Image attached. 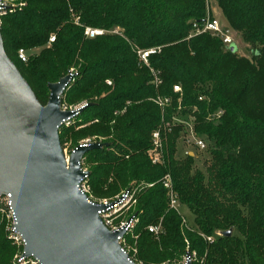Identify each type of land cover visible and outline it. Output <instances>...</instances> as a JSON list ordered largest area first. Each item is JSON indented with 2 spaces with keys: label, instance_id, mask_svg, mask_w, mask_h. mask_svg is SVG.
Listing matches in <instances>:
<instances>
[{
  "label": "trees",
  "instance_id": "16d2710c",
  "mask_svg": "<svg viewBox=\"0 0 264 264\" xmlns=\"http://www.w3.org/2000/svg\"><path fill=\"white\" fill-rule=\"evenodd\" d=\"M16 1L23 4L1 15L0 35L36 99L44 104L46 84L72 67L77 75L60 100L67 106L88 103L59 126L60 145L76 125L88 134L110 135L101 140L106 146L81 157L89 165L88 189L111 196L132 180L142 182L130 213L136 221L125 234L127 243L137 235L138 258L170 260L186 242L203 264H264V0H214L225 28L238 34L249 57L209 33L188 37L191 24L209 16L206 0ZM84 26L116 32L90 38ZM51 33L54 40L44 46ZM38 46L26 62L15 56L17 48ZM152 46L159 51L149 55L147 65L139 64L134 50ZM149 69L157 71L156 86ZM174 84L180 95L172 91ZM157 95L170 98L162 112ZM216 110L220 115L207 119ZM172 116H193L194 131L210 155L203 171H191L193 155L174 157L177 124L167 133L163 163L147 158L151 131ZM166 172L195 229L182 231L179 214L167 207L160 183ZM159 220L156 242L146 226ZM229 228L228 236L214 233ZM13 252L0 227V264H13Z\"/></svg>",
  "mask_w": 264,
  "mask_h": 264
},
{
  "label": "water",
  "instance_id": "95a60500",
  "mask_svg": "<svg viewBox=\"0 0 264 264\" xmlns=\"http://www.w3.org/2000/svg\"><path fill=\"white\" fill-rule=\"evenodd\" d=\"M0 6L8 7L1 1ZM227 47L235 49L234 43ZM69 80L65 73L47 83L41 104L6 55L0 35V194L10 193L24 254L42 264H134L116 240L123 228L109 231L96 213L101 205L77 187L88 174L81 167L83 153L107 143H78L67 155L60 145L59 126L88 105L59 109Z\"/></svg>",
  "mask_w": 264,
  "mask_h": 264
},
{
  "label": "built area",
  "instance_id": "2783aa9c",
  "mask_svg": "<svg viewBox=\"0 0 264 264\" xmlns=\"http://www.w3.org/2000/svg\"><path fill=\"white\" fill-rule=\"evenodd\" d=\"M0 1L5 3L4 0H0ZM22 4L23 3H18L17 5L19 6ZM15 6L16 5L13 4L8 5V7L6 8L0 6V18L5 11L11 12L13 7ZM114 32H116V30H106L103 28L90 27V26L83 27V35L90 38L94 36L102 35L104 33H114ZM199 33H209L211 36L217 37L221 41V43L226 47L230 43H234L233 38L229 33V30L225 31V25L220 24L219 21L213 16L211 17L206 16L202 22L200 23L193 22L191 24L188 37ZM53 40H54V35L50 34L47 38L46 45L48 46ZM158 51H159L158 46H152L148 48H137L134 50L138 63L144 65H147V59L149 55L156 53ZM15 56L19 61L26 62L29 55L26 48L20 47L16 49ZM149 70L153 76L151 82L154 84V86H156L160 82V79L156 75L157 71H154L152 69ZM66 73L70 74L69 82H71L74 79V77L77 75V71L72 67L68 68ZM105 83L110 84V81L106 79ZM172 91L180 95L181 92L180 86L178 84L172 85ZM198 99L200 100L201 97H198ZM154 101L159 107L160 111L162 112L164 107L170 103V98L157 95L154 97ZM84 103L86 102L83 101L75 105L67 106L64 102L60 100L59 109L61 110L75 109L77 106L82 105ZM220 113L221 110H216L211 113H208L207 119L214 120L220 115ZM173 118L174 119L170 123L165 121L162 124H160L159 127L152 130L150 133V146L146 150V156L152 164H162L164 161L163 146H162V133L164 131L161 132V129L166 128V130L169 131L171 125L177 124L181 126V130L184 133L183 140L185 145L193 146L198 150H202L205 148L204 141L201 138H199L194 131L193 116H189L187 119L176 116H174ZM69 120L70 119L64 120L62 124H68ZM93 141H94L93 139L91 140L85 139L80 143L89 144ZM184 154L191 155L192 152L189 150H185ZM86 177L87 175L83 176L79 180L77 187L82 193L86 195L87 200L89 202L95 205H101V208H99L96 211L100 219V222L109 231H115L120 228H123V233L120 236H116V240L120 245L121 249L127 254L129 260L132 261L134 264H145L142 261L137 260L135 258V256L130 252L131 248L128 246V243L125 240V234L128 231H130L133 223L136 221V218L134 217V215H131L127 218L118 219L119 217L122 216L123 208L134 202L135 191L127 187L124 188L118 195L114 196L113 198L95 199L91 197V195L89 194L88 185L86 183ZM160 183L162 187L165 188L166 190L167 207L177 212L179 203L176 198V194L172 190L171 179L169 174L166 173L165 175H163L160 179ZM151 185H152L151 183L147 184V186H151ZM0 227L3 229L5 237L14 247V252L11 257V262L13 264H42L33 254H28V255L24 254L23 251L24 239L15 228V218L11 208L10 193L0 194ZM146 229L149 233L155 236L158 235L159 233L162 232L160 220L154 224L147 225ZM215 234H220V232L219 231L215 232ZM201 236L205 240L211 241V236H204V235ZM185 262H188L189 264H203V261L201 260V258L197 257L195 251L190 250L187 247L181 259L176 264H184Z\"/></svg>",
  "mask_w": 264,
  "mask_h": 264
},
{
  "label": "rangeland",
  "instance_id": "374dc122",
  "mask_svg": "<svg viewBox=\"0 0 264 264\" xmlns=\"http://www.w3.org/2000/svg\"><path fill=\"white\" fill-rule=\"evenodd\" d=\"M4 2H5L6 4H8V5H12V4H13V5H17V4H18L16 0H4ZM206 2H207V10H208V11H207V14H208L209 16H213V17H215V18L219 21L220 24L225 25V22H224L222 16L220 15V13H219V11H218L216 5H215V1H214V0H206ZM229 33H230L231 37L233 38V41H234V47H235V49H236V53H237L238 55H241V56H244V57H249L248 52H247V50L245 49L246 46L240 41V38H239L238 34H236L235 32H233V31H231V30H229ZM51 34H53V33H51ZM53 35H54V34H53ZM44 46H47L46 43H45ZM41 47H42V46L34 47V48H31V49L26 48L29 57H30V56H34V55H36V54L40 51ZM93 98H95V97H93ZM82 102H83V101H82ZM80 103H81V102H80ZM173 117H174V116H172V117L170 118L171 121L174 119ZM176 117H177V116H176ZM167 122H168V121H167ZM168 123H169V122H168ZM157 127H159V125H158ZM157 127H156V128H157ZM75 131H76V132H75ZM162 131H164V132L162 133V146H163V150H164V145H166V143H167V133H169L170 130L168 131V130H166V128H165V129L162 128V129H161V132H162ZM74 132H75V133H74ZM85 132H86V131H85ZM85 132H82L81 129L79 130L78 126L76 125V126L73 127V131H70V132L67 133V136L63 139V142H62V144H61L62 149H63L65 155L68 154L69 150H70L71 148H73L74 145H76V144L82 142V141L85 140V139H90V140L93 139L94 141H101V140H105V139H110V135H106V136H105V135L98 136V135H94V134H92V133H89V134H88V133H85ZM72 134H73V137L75 138L74 140H72V138H71ZM183 135H184V133H183V131L180 129V130L178 131V136L176 137L175 142H174V145H175V153H174V157H175L176 159H181V158L183 157V155H184V151H185V150H189V151L192 152L191 155L194 156V158H193V163H192V166H191V171H193L194 169H199V170L203 171L204 166L207 164L208 160L210 159V155L207 153V151H206L205 148L202 149V150H198V149L194 148L193 146H187V145H185L184 140H183V137H184ZM204 143H205V141H204ZM205 144H206V143H205ZM205 146H206V145H205ZM146 150H147V149H146ZM145 154H146V152H145ZM163 157H164V153H163ZM81 167L88 171V167H89V165L86 164L84 161H81ZM166 173H167V172H166ZM166 173H164V175H165ZM167 174H169V173H167ZM169 176H170V175H169ZM141 185H142V182H135V181L132 180V181H130V182L128 183V185H127L125 188L128 187V188L132 189L133 191H135V193H136L137 188H138L139 186H141ZM123 189H124V188H119V189H118L113 195H111V196H95V195H93V194L91 193L90 190H89V194L91 195V197H93V198H95V199H102V198L109 199V198H113L114 196L118 195ZM134 203H135V195H134V202H132L130 205H128V206H126V207L123 208V210H122V215H123V216H124V215H129V216L132 215V214H130V213H131V210H132V207H133ZM177 210H178L177 213L179 214L180 219H181V229H182V231H183V230H191V229H195V226H194V224H193V222H192V216H191V214L189 213V211H188L184 206H182L181 204H178V208H177ZM129 216H128V217H129ZM182 219H183V221H182ZM215 232H218V230H215L214 233H215ZM159 234H160V233H159ZM159 234L156 235V236L152 234V237H153L152 239H153L154 241L157 242L158 239H159ZM136 236H137V235L133 236L132 242H129V243H128V246L131 248V249H130V252L135 256V258H136L137 260L142 261V260H141L140 258H138V256H137ZM186 247H187V245H186V242H185V246H184L183 251L180 252L178 255L172 257V259H170V260H168V259H164V260H162V261L149 262V263H146V262H144V261H142V262L145 263V264H176V263L179 262V260L181 259L182 255H183V253H184V251H185V249H186ZM200 258H201V260L203 261V256L200 257Z\"/></svg>",
  "mask_w": 264,
  "mask_h": 264
}]
</instances>
